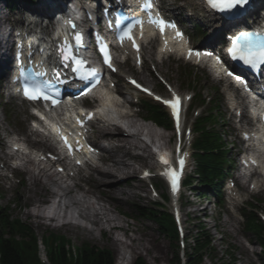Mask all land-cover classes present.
I'll use <instances>...</instances> for the list:
<instances>
[{
	"label": "bare ground",
	"instance_id": "6f19581e",
	"mask_svg": "<svg viewBox=\"0 0 264 264\" xmlns=\"http://www.w3.org/2000/svg\"><path fill=\"white\" fill-rule=\"evenodd\" d=\"M22 7L30 9L29 6L22 5ZM23 8L21 10H23ZM18 12H20V9H18ZM4 20L6 21L7 17H3V19L0 20V27L4 26ZM6 42L7 41H3L0 43V52L3 51V47L1 46L6 44ZM206 43L204 44L206 45ZM5 61H1V64L4 69L8 70L9 64ZM129 68L131 70V73L135 75L132 67ZM136 76L140 79H145L139 71H136ZM98 102L101 101L98 100ZM18 112H20L19 116L15 117L11 121H7L5 117V124L4 117L2 116V114L0 115V162L3 165L0 169L8 170L10 159L21 161L19 166L14 168L13 171L17 172L19 175L21 189L24 188L25 193L28 194L25 204L26 206H28V209H26V212H24L23 215L30 218V221H32L36 226H41L47 221L53 224L57 220L56 217L47 220V218L45 217V211L42 209H38L39 211L37 210L38 204L47 203L48 197L54 195L53 188H58L57 179L54 178V175L52 173H47L48 169L53 168V164L47 161H45L44 165L39 162H35L30 157V154L22 155L15 153L9 156L7 152V149L9 147L6 145L5 137L12 134L13 132H16V130H10L8 127H6V121L10 126L11 124H18L21 128L23 133L18 137V141H21L29 149L35 150L37 152H42L45 150V145L41 141L34 138V134L31 132L30 127L27 126L26 122L27 117H29L28 114L24 113L23 109H18ZM119 117L122 119H126L130 126L136 127V117L135 113H133L132 111H125L120 114ZM16 118L20 119L17 120ZM99 123L100 121H95L94 123H92V125L94 126ZM146 128L152 142H155V130L150 126H146ZM96 130L99 133L100 137L106 139L108 147L103 146V149L109 154L104 158L101 157V162L99 161V163H97L96 166H94V168H92L90 171L84 168H78L77 175L71 178L73 180V187H66L62 190V197L64 200H66V203L65 201L58 202L59 207H61V205L63 204L65 205L66 209L70 206H75L73 210H78V216L76 218H72V220L80 219V222H72L71 219L64 221L62 220L64 218L61 217L62 222L58 226L54 224V227L60 228L65 232L73 234L74 236H77V233H75L74 231L80 232L82 236H92L94 230L93 228L89 229L87 227L88 224H91L94 229L102 232L104 230L103 224L100 223L102 219H105L106 223H108V227L111 226L112 223L118 222V219H116L117 216L113 215V209L109 207L108 200L120 199L122 201L129 202L133 199H137L138 191L141 190L142 186L140 184L136 185L131 181V179L136 176V170L140 169V167L147 166L148 168H151L154 165L149 147L144 144L143 141L141 142L138 138L140 127L136 129L137 132L133 134L134 136H132V134L125 135V130L123 128L113 127L110 125H108L107 128H100L99 126H97ZM2 133L3 135H1ZM164 138L165 135L163 134H159L156 137V139L158 141L160 140V142ZM136 148H139L142 151L140 156L131 154L132 150ZM128 156H130V158L135 161V166L132 163L128 162ZM112 178L124 179V182L117 183L115 186L109 188L100 187L101 185L109 183ZM1 180H6V177L2 172H0V181ZM81 181L88 182L91 185L92 189H84ZM263 181L264 180H261V182ZM237 184L242 188L245 187V185L243 183H240L238 180ZM73 188H77L80 191L81 197H77L76 194H78V192H75ZM101 193L106 199H103L100 195H98ZM18 195L19 190L17 192V196ZM30 207L32 209H30ZM115 226L116 225L112 226V228L115 230H121L124 228L122 223L120 225H117L120 228H115ZM111 232L112 231H110L108 237L106 238V241L117 252V259L119 261V264H123L124 261L128 262V259L131 258L129 255L131 254L132 256V254L137 253V247H162L157 243V239L153 235L152 230L147 227L146 231L143 233V238L137 237L135 239H130V244L126 243V241L120 240ZM132 240H135L136 244H133Z\"/></svg>",
	"mask_w": 264,
	"mask_h": 264
},
{
	"label": "rangeland",
	"instance_id": "374dc122",
	"mask_svg": "<svg viewBox=\"0 0 264 264\" xmlns=\"http://www.w3.org/2000/svg\"><path fill=\"white\" fill-rule=\"evenodd\" d=\"M196 2L197 0H183V2L171 1L170 5L173 7L177 5L178 6L182 5L186 7V5H189V4H196L197 6ZM184 10H182L181 12L182 14L181 17H184L185 15ZM3 13H4L3 9H0V14H3ZM208 28L209 27L206 26L205 30L208 31ZM178 66H180L181 68H179ZM188 67H189V70H194V71L198 70L197 75L199 78H201L199 84L195 85L194 87L195 90L199 93H202L203 96L213 95L215 98H217L218 95H217L216 89L218 85H220V88H222V86L219 83L211 81L210 78L207 76V74L204 72V70L193 69L190 65H183L179 60L176 61L172 59H166L157 65V71L163 78H165L177 90L181 92H189L191 89L190 87H193L194 85L191 82H189L186 75H184L183 73V71L187 70L186 68ZM201 73H204L205 76L201 77L200 76ZM146 74H149V73H146ZM145 82L151 86H157V80L153 77L151 78L147 77ZM159 92L163 94L165 93V91H159ZM9 108L13 112H15L16 109L18 108L17 103H11ZM224 111L225 109L223 107H220V113L222 116L224 115ZM223 121H225V118H223ZM187 122L188 121H186V124ZM221 123L222 122H220V124ZM7 127L10 130L15 129V128H12L14 127L13 125L11 126L7 125ZM221 129L223 128L221 127ZM159 134L165 135V138L161 141L162 145L165 144L164 146H167V148L173 145V139L171 137V134L169 133V131L164 130V129H161L160 132L156 130V136L154 137L155 142H152L151 138L149 137L147 133V128H146V133L143 136L145 139L143 143L146 144L147 146L152 143H159L160 140L158 141L156 139V137ZM1 135H3V133ZM141 153L142 151L139 148H136L132 150L131 152V154H134V155L136 154L138 156H140ZM128 162L132 163L134 166L136 164L135 161L130 158V156H128ZM147 169H149V172L151 174L156 173L155 166L154 168L151 167ZM142 170H143L142 168L136 170L135 179L138 181L134 182L136 185L140 184L142 186L141 190L138 191V198L133 199L129 202H123L119 199L116 201V204H113V205H111L110 203V207L114 210L113 215L118 217V218L116 217V219H118V222L112 223V225H120L122 223V225L124 226L123 229L115 231V232L112 231L111 233L117 236L120 240L126 241V243L130 244L131 242L130 239H135L137 237L143 238L142 237L143 233L146 231V228H144V226L147 228H150L152 230L153 235L157 239V243L160 244L162 247H137L138 248V250H136L137 253L132 254L131 262L137 256H140L146 261L147 264H169L168 261L171 258L170 247H172L170 245L169 239L165 237L164 235H161L157 231L155 224H153L150 221H146L145 219L138 218V216L135 213L136 206L149 205V203H152V201L154 200H157V201L160 200L159 198L152 197L151 193L149 192V186L153 183V181L159 180V179L153 177V178H150L146 182L139 180L138 176H140ZM20 189H19L18 197H15V195L12 192H10L9 187L4 193H1L0 191V205L2 207L9 205L10 215L13 218L20 219L21 221H23L24 223L28 224L31 227L33 233L35 234L37 238V241L39 242V257H41V259L44 262H46L45 250L41 242H42V239L45 237V235H48L49 233H53L55 235L64 236L69 241V244L71 247H79L81 245L87 244L89 246H96L98 248L108 249L114 256L115 264H118L117 252L106 241V238L108 237L110 232L108 231V223L106 224L105 219H102V221L100 222L101 224H103V227L105 228V230H103V233L99 232L97 229H94V227L91 224H88L87 227L89 229L93 228L94 230L92 236H89V235L82 236V234L78 231H74L75 233H77V236H74L73 234L65 232L60 228L54 227V224L57 226L60 224V221L62 219L61 217L64 218L62 219L64 221L65 220L67 221L70 219L72 220V218L77 217V214L74 212L73 210L74 208L72 206L66 209L65 205L63 204L61 205V207H59L58 205L50 207V206H47V203H44V204L40 203L37 205V210L42 209L45 211L46 218L48 215H50L51 218L56 217L57 220L53 224L47 221L46 223H43L41 226H36L32 221H30V218L25 217L23 215V213L26 212V209H28L27 208L28 206L25 205L28 194L25 193L24 188H22L21 190ZM156 191L158 194H161L163 192L162 190H159V189ZM244 193L247 194V189L244 190ZM192 194L190 195V198L193 199V201L204 202V200L201 197H197V194L195 191H193ZM186 195L187 194H185V196ZM145 196H147V198H144ZM243 197L244 195L242 196V198ZM50 198L51 196L48 197V199ZM64 201L66 203V200L63 199V202ZM205 201L207 202L206 206L210 208V205L212 204H208L209 202L208 199H206ZM182 203L184 204L185 200H183ZM11 204L12 206H10ZM162 204H164V207L168 210L171 207L170 202L162 203ZM262 206L264 207V204ZM30 209L32 208L30 207ZM181 211L183 212V215H181V222H182L183 227L185 228L186 234H188L189 230H191L192 223H197V220L194 217L195 216L201 217L202 213H196L192 206L189 209L182 206ZM220 214L221 215L219 217V222H218L219 230H216L213 227V220H212L213 216L211 214H209L208 219L203 218V217L201 218V220L205 221L207 227L210 228V234L214 237L213 245L214 247H216V251L218 252V256L215 258L214 263L208 261V259H205V262L203 264H226L227 258L224 255V253H222L226 244L236 246L237 250H236V254L234 255V258L237 261L236 264H261L254 260V253L252 252H253V249L256 252L257 251L256 248L248 245L245 238L242 235L241 222L239 220H236L235 217L232 214H230V212L226 211L223 208L220 209ZM130 216L134 218L131 219ZM74 221L80 222V219H77ZM221 233L224 234L222 239H221ZM132 241H133V244H136L135 240H132Z\"/></svg>",
	"mask_w": 264,
	"mask_h": 264
},
{
	"label": "trees",
	"instance_id": "16d2710c",
	"mask_svg": "<svg viewBox=\"0 0 264 264\" xmlns=\"http://www.w3.org/2000/svg\"><path fill=\"white\" fill-rule=\"evenodd\" d=\"M153 111V119L157 123L164 121V115L158 110ZM212 121L210 117H200L197 121L195 132H204L202 136L196 139L194 147L198 151H204L205 154H195L196 170L198 182L207 184L211 179L212 173L215 172L217 157L211 150L216 146V141L212 138V133L205 130L202 122ZM203 125V127L201 126ZM145 214L152 218L154 213ZM166 222L165 232L175 237V231L171 220L165 215L163 218ZM195 233L193 237L194 244L187 249L188 264H200L203 254L210 252L209 241L205 233ZM46 242V241H45ZM64 240L57 247H46L49 260L52 264H113L111 253L105 250H98L96 247L91 249L84 247L76 258L65 255L62 247ZM54 249V252L52 251ZM38 247L36 239L30 228L17 218H12L8 209L0 207V264H41L38 259ZM133 264H145L142 259H137Z\"/></svg>",
	"mask_w": 264,
	"mask_h": 264
},
{
	"label": "snow or ice",
	"instance_id": "6c2138e0",
	"mask_svg": "<svg viewBox=\"0 0 264 264\" xmlns=\"http://www.w3.org/2000/svg\"><path fill=\"white\" fill-rule=\"evenodd\" d=\"M208 5L214 10L218 11L220 13H223L226 17H234L235 15H239L240 12L244 9V7L249 3V0H207ZM152 0H146L145 2V9L148 10L149 12L152 9ZM239 6V7H238ZM235 10V12L233 11ZM149 22L156 24L160 30L161 33L165 31L167 27H173L175 28L174 24H170L166 22L163 19H153L151 16H149ZM143 21L140 20L139 18L131 21L128 23L122 30L119 36V39L121 41L127 39L132 43V46L139 50V45L136 44L135 38L133 37L132 33L134 28L137 25H142ZM177 37H181L182 34L177 31L176 32ZM75 42L77 46H81L83 42V37L82 34H76L75 37ZM70 45H65L63 48V59L68 60L70 59L69 51H70ZM101 52L103 53L104 56V63L108 66V68L112 69L115 71V68H113L112 63H111V57L109 52L106 50L105 47H102ZM229 53L233 59H238L242 61L245 65H249L252 67H255L258 64L264 65V43H262L259 40V36L257 35V38L253 40L252 38L248 36H241L237 37L235 41H233V47L229 49ZM197 56L200 55L199 52L195 53ZM192 55V50H189V56ZM207 55H211V53H207ZM217 62L219 63V58H217ZM77 65L83 64V61L80 59H77L75 61ZM74 71L79 72L80 69L79 67L74 69ZM229 75H233V73H228ZM46 73L37 71L34 74H29L28 76H25L23 71L20 72L19 77L17 78L18 80H23V87H22V94L23 96L32 101H38V100H44V101H51L53 105L59 103L58 100H56L54 97L50 96L47 94L41 85L40 82L34 80V76H44ZM97 75L96 71L94 69L88 70L86 73L81 75V79L87 80L90 77H95ZM237 81H240L241 78L239 76L236 77ZM28 81H33L31 84L28 83ZM45 84L47 83L46 81L44 82ZM98 83V81H96ZM132 83L137 87L140 88L141 85L137 84L136 81H132ZM245 86L246 82H245ZM92 87H95V84L92 85ZM88 91H91V88L88 89ZM144 91H148L147 89H144ZM157 100H160L161 97H156ZM179 97H175V100H164L163 103L171 107L173 115L177 117V131H179V118H178V111H177V106L179 103ZM39 115V113H37ZM93 116L92 114H88L86 119H92ZM43 119V117H41ZM77 123L83 127L84 121L83 120H77ZM57 131H59L57 129ZM66 145L68 147L69 151L72 150V145L68 142V138L66 136L61 137ZM79 143V142H77ZM160 160L162 163L167 165L169 162L168 160L161 156ZM179 165L181 170L184 167L185 161L183 159H180ZM254 163V162H253ZM147 175V173H146ZM164 175L169 176L172 182L173 186V191H176V184H177V174L175 170H169L164 173Z\"/></svg>",
	"mask_w": 264,
	"mask_h": 264
}]
</instances>
